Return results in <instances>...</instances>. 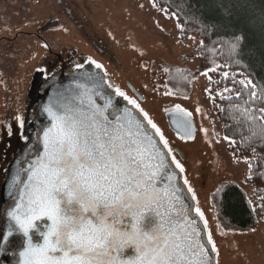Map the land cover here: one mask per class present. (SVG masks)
<instances>
[{
    "label": "snow or ice",
    "instance_id": "1",
    "mask_svg": "<svg viewBox=\"0 0 264 264\" xmlns=\"http://www.w3.org/2000/svg\"><path fill=\"white\" fill-rule=\"evenodd\" d=\"M242 40L238 35L231 43L234 54ZM88 63L103 67L90 57ZM83 67L76 65L77 69ZM38 71L47 72L44 68ZM240 83L256 87L251 80ZM73 85L44 106L48 124L38 136L40 150L22 169L26 180L21 182L19 172L13 177L11 187L18 189V198L15 207L7 211L12 223L3 241L8 242L14 233L25 238L18 264H219L212 256H219L212 232L207 231V244L202 239L199 222L205 230L209 228L205 213L198 205L186 203L184 189L171 170L174 165L183 173L184 165L148 112L118 87L105 96L103 77L97 80L85 74ZM113 97L133 106L143 120L132 107L117 109ZM97 98L104 102L97 103ZM256 100L264 97L252 91L250 101ZM175 107L180 114L179 119H172L177 135L182 140L194 139L192 112ZM233 108L252 126L241 142L258 139L264 144V115L256 117L251 115L253 109ZM259 112L264 113V108ZM145 120L159 141L148 132ZM17 121L23 128L24 119L18 116ZM7 134L12 135L11 124ZM225 139L236 143L228 136ZM252 168L249 162L250 171ZM183 184L196 201L186 177ZM146 216L155 219L149 230L144 228ZM34 232L39 241H34ZM129 248L135 254L125 257ZM0 251H6L3 244Z\"/></svg>",
    "mask_w": 264,
    "mask_h": 264
},
{
    "label": "rangeland",
    "instance_id": "2",
    "mask_svg": "<svg viewBox=\"0 0 264 264\" xmlns=\"http://www.w3.org/2000/svg\"><path fill=\"white\" fill-rule=\"evenodd\" d=\"M21 2L26 4L22 10V27L43 20L54 12L53 7L57 4L56 0H23L9 6V11H20ZM66 3L73 16L60 15L58 8L55 16L77 19L68 23L75 31L72 27L55 30L51 32L52 38L77 45L99 61L117 87L135 99L161 129L173 154L184 165L183 173L177 169L181 173L180 184L186 190L188 186L183 184V179H188L197 197L192 201L186 190L189 199L192 205L202 209L208 220L207 230L202 222L201 225L206 244L208 230L217 244L219 256L212 253L214 261L218 260L219 264H264V216L258 215L257 224L248 230L224 229L211 204V191L222 180L228 179L241 184L253 208L258 198L253 186L244 181L249 174L250 158L237 157L227 149L228 140L222 134V124L209 108L206 95L210 77L206 70L198 69L194 51L200 38L190 35L181 40V25L173 14L151 0H66ZM78 22L83 26L79 27ZM86 33L101 42L103 50H97L89 40H84L82 36ZM38 53V44L29 38L19 37L8 42L6 50L0 48V185L9 159L24 140L20 139L17 117L23 118L25 113L26 81L31 72V61ZM166 63L197 70L187 94L179 95L169 89L165 81ZM26 65L28 69H24ZM128 81L141 93L142 99L129 89ZM166 92L172 94L165 95ZM176 105L192 112L194 139H180L167 125L164 112ZM9 124L12 125L11 136L7 134Z\"/></svg>",
    "mask_w": 264,
    "mask_h": 264
},
{
    "label": "trees",
    "instance_id": "3",
    "mask_svg": "<svg viewBox=\"0 0 264 264\" xmlns=\"http://www.w3.org/2000/svg\"><path fill=\"white\" fill-rule=\"evenodd\" d=\"M151 1L175 14L173 16L182 29L181 40L190 35L200 38L194 51L198 69L206 70L210 77L206 95L209 108L222 124V134L236 141L230 144L228 140L227 149L237 157L250 158L253 168L244 181L253 186L258 203L253 208L241 184L232 179L222 180L211 191L210 200L224 229L248 230L257 224L258 215L264 216L261 210L264 205V144L258 139L252 143L241 142L250 135L252 126L233 106L253 109L251 115L256 117L264 115L259 112L264 108V100L250 101L252 91L264 97V0ZM238 35L243 40L238 54H234L231 43ZM164 68L169 89L179 95L187 94L197 70L167 63ZM246 80H251L255 89L240 83ZM226 88L230 91H224Z\"/></svg>",
    "mask_w": 264,
    "mask_h": 264
},
{
    "label": "flooded vegetation",
    "instance_id": "4",
    "mask_svg": "<svg viewBox=\"0 0 264 264\" xmlns=\"http://www.w3.org/2000/svg\"><path fill=\"white\" fill-rule=\"evenodd\" d=\"M18 1L23 0H0V48L1 50L7 49V43L12 42L19 37L21 38H29V40H33L38 44L39 53L37 56L31 61V72L26 81L27 88V102L25 113L23 119L25 121L23 128L20 129V139L27 138L33 139V142L29 146V151L27 155V159L29 155L33 154V151H36V143L38 140L39 132H40V123L38 118H35L36 106L38 104V99L34 102L33 107H31L29 114L25 120L27 104L30 99L29 90L31 88L36 89L37 93L40 94L42 90L51 82L57 79H63L72 77L81 69H77V64H83L84 67L87 65H91L95 67V65L88 63V58L95 60L100 63L96 59H94L88 52H86L83 48L78 47L77 45H73L65 40H54L51 36V32L55 30H68V23L71 20L72 22H76L77 19H60L55 16V9L58 8V13L64 14L65 16H73L70 8L67 6L66 0H56L57 4L54 5V12L49 14L46 18L40 21H34L32 25H26L27 27H22L21 20L23 19L22 10H25L26 4H20V11L16 9L15 12L9 11V6H14ZM10 12V13H9ZM79 27H82V23H76ZM72 30L75 31V27L71 25ZM69 27V28H70ZM10 32V33H9ZM12 32V34H11ZM11 34V35H10ZM84 40H89L91 44L97 48V50H103L102 43L97 41L94 36L90 33H86L82 36ZM47 45L45 47L44 45ZM113 56V55H112ZM29 61V60H28ZM27 61V62H28ZM29 66H25L24 69H28ZM44 68L47 70L46 73H42L38 71V69ZM96 68V67H95ZM101 72H103L106 80V89L108 91H114L115 87H117L116 83L112 81L111 76L105 72V70L100 68ZM24 80V79H23ZM111 84L114 87H109ZM127 86L129 89L135 94V96L139 99H142L141 93L131 84V82H127ZM35 94V98H36ZM127 96H129L126 93ZM136 110V109H135ZM138 113L139 111L136 110ZM140 114V113H139ZM142 117V114H140ZM146 121V120H145ZM25 140V138H24ZM12 199L9 203H6L7 206L13 203ZM4 208H2V212ZM40 229L43 228L41 223H39ZM2 235V230L0 229V237ZM33 239L39 240V234L34 232ZM25 243V238L20 233H14L12 237L9 238V241L6 242L5 248L6 251H3L0 254V264H15L17 259V251L18 249Z\"/></svg>",
    "mask_w": 264,
    "mask_h": 264
},
{
    "label": "water",
    "instance_id": "5",
    "mask_svg": "<svg viewBox=\"0 0 264 264\" xmlns=\"http://www.w3.org/2000/svg\"><path fill=\"white\" fill-rule=\"evenodd\" d=\"M85 74H90L93 77H95L97 80H99L101 77H103L102 91L105 94V96H108L114 92V91H112V92L108 91L106 89V80H105V76H104L103 72H101V70H99V69H97L91 65H87V66L83 67L81 70H79L77 72V74H75L72 77L57 79V80L49 83L42 90V92L40 94L37 93L36 89L31 88L28 92L30 99H29L28 104H27L25 120L29 114L31 107H33L34 102L38 99L39 101H38V104L36 106L35 118H38V120H39V123L41 125V127H40V132H41V129L48 124V118L43 111L44 106L49 103L50 99H55L57 97L58 93L65 92V90L68 89L69 87H74L73 81L76 79H80ZM81 82H83V81H81ZM35 94H37L36 98H35ZM113 99H114V102H115L117 109H123L125 107H132L134 114L137 117H139L141 120H143V117H141V115L134 109V107L131 105H128L122 98L113 97ZM103 102H104L103 100L97 98V103L102 104ZM174 116L177 119L180 118V114L177 113L176 107L169 108V109H167V111L164 112V117H165V120L167 122V125L175 134H177V129L172 123V119L174 118ZM143 122L145 123V126L147 127L148 132L150 134H152L157 141H159L158 136H156L155 132L149 127V125H147V122L146 121H143ZM192 124H193V120H192ZM40 132H39V134H40ZM194 132H195V126L193 124L192 135L194 134ZM32 142H33V139H31V138H28L27 140L26 139L21 140L20 144L17 146V148H16L15 152L13 153L11 159L8 161V163L6 165L4 177L1 181L2 183L0 185V229L2 230V235L0 237V244H3L4 246L6 245V242L3 241V235L6 233L9 223H12L10 218L7 216V211H9L15 207V203L17 202V198H18V189H14L11 187L13 177L16 175V173L19 172L21 174V182L26 180V178H27L26 174L22 171V169H26L28 167V164L32 160L35 159V155H36L37 151L40 150V144L37 140L36 148H35L36 151H33V154L29 155L30 159H27L29 146ZM161 147H162V145H161ZM171 170L176 173V182L184 189L183 195L185 197L186 203H188L189 205H192V202L189 199L188 193L186 192L185 188L180 184L181 173L177 169H175L173 165L171 166ZM21 186H22V183H21ZM12 199H14L13 203L11 205L7 206L6 203H9ZM2 208H4L3 212H2ZM191 215L195 216V213L192 212ZM40 223L43 226V222H40ZM154 223H155L154 217L146 216V220L144 222L145 230H149ZM199 227L202 229V239L204 240L203 228H202L201 222H199ZM41 230H43V228ZM39 240H34V241H39ZM204 242H205V240H204ZM205 244H206V242H205ZM24 245H25V243L17 251V259H16L15 264H18V259H19L18 252L20 250H22V247ZM2 252L3 251H0V254ZM134 254L135 253H134L133 248L126 249L124 252L125 257L132 256Z\"/></svg>",
    "mask_w": 264,
    "mask_h": 264
}]
</instances>
